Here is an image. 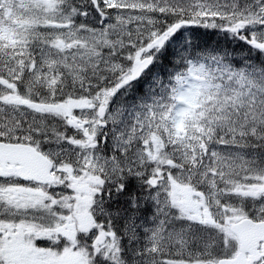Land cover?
<instances>
[{
	"label": "snow or ice",
	"instance_id": "1",
	"mask_svg": "<svg viewBox=\"0 0 264 264\" xmlns=\"http://www.w3.org/2000/svg\"><path fill=\"white\" fill-rule=\"evenodd\" d=\"M0 264H264V0H0Z\"/></svg>",
	"mask_w": 264,
	"mask_h": 264
},
{
	"label": "trees",
	"instance_id": "2",
	"mask_svg": "<svg viewBox=\"0 0 264 264\" xmlns=\"http://www.w3.org/2000/svg\"><path fill=\"white\" fill-rule=\"evenodd\" d=\"M194 41H198L201 45H212V44H226V41L223 39H219L216 35L211 34H203V32L198 36L193 38ZM228 47L231 49L232 45H228ZM236 51H239V49H236ZM167 64V61L165 62Z\"/></svg>",
	"mask_w": 264,
	"mask_h": 264
}]
</instances>
